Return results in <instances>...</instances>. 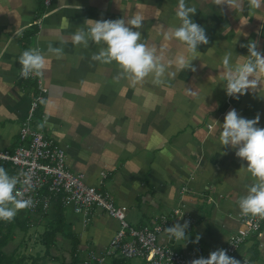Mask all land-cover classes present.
Returning <instances> with one entry per match:
<instances>
[{"label": "crops", "instance_id": "0c3cea01", "mask_svg": "<svg viewBox=\"0 0 264 264\" xmlns=\"http://www.w3.org/2000/svg\"><path fill=\"white\" fill-rule=\"evenodd\" d=\"M186 2L196 7L192 20L205 29L209 41L198 46L197 59L191 62L196 70L165 77L162 85L149 77L132 86L127 79H114L120 71L115 62L91 59L102 45L76 46L72 34L78 28L87 30V20L141 14L142 38L166 49L168 59L181 48L163 39L160 26H179L178 0H53L51 14L40 26L36 22L45 11L40 0H0V149L17 146L19 128L36 93L33 81L18 78L19 57L25 50L39 49L46 56L43 84L48 93L39 105L41 116L34 114L33 129L65 150L70 170L82 174L88 185L97 186L100 173L107 174L103 188L112 198L117 194L119 201L114 203L124 209L125 219L126 209L140 213V227L180 207L194 224L188 240L178 241L174 249L200 246L212 252L225 223L235 231L239 227L237 200L252 183L241 168L247 162L217 139V122L222 125L227 112L235 109L247 119L259 114L257 126L264 128V89L229 97L220 67L225 53H232L233 63L238 55L247 56V47L241 45L250 41L264 52V7L252 9L247 0L238 10L211 0ZM61 39L67 43L61 44ZM50 43L63 48V58L48 53ZM177 97L185 99L184 104ZM184 187L191 193L182 194ZM62 212L64 233L79 238L83 258L88 251L101 252L119 227L102 211L87 225L71 209ZM208 212L213 218L210 228L199 223ZM45 217L54 219L55 209ZM246 242L238 259L264 264V224L262 237Z\"/></svg>", "mask_w": 264, "mask_h": 264}, {"label": "clouds", "instance_id": "9594fccd", "mask_svg": "<svg viewBox=\"0 0 264 264\" xmlns=\"http://www.w3.org/2000/svg\"><path fill=\"white\" fill-rule=\"evenodd\" d=\"M211 3L238 10L242 9L244 0H211ZM247 3L252 9L264 7V0H247ZM196 11V7L190 6L186 0H178L176 16L180 21L179 26H160L163 39L169 43L175 42L181 48L177 55L168 59L164 55L166 49L142 38L139 29L143 27L145 18L141 14L115 20H87V30L78 28L70 39L74 45L85 48L90 42L102 45L91 59L104 64L115 62L120 69L114 77L117 82L127 79L135 86L151 77L153 84L162 85L165 77L175 78L179 72L188 69L195 71L191 62L197 59L198 46L209 42L205 29L192 20ZM60 42L67 43V40L61 39ZM241 47H247V56H237L233 63L232 53H225L220 67V79L224 82L226 94L237 99L249 91L258 93L264 89V52L257 50L255 41ZM47 51L57 59L63 58L62 47H53L50 43ZM19 64L21 77L27 78L30 74L42 76L46 56L39 49H28L21 53ZM259 121V114L254 119H247L232 109L225 115L222 125L216 121L219 126L214 131L219 133L217 139L223 147L236 150L235 155L247 162V166L241 168L246 169L252 177L246 195L237 200L241 214L264 219V128L257 126ZM21 182L25 186L22 190L17 188ZM33 188L30 176L25 174L21 181L19 176L9 175L0 166V221L11 222L18 211L32 207L34 201L30 196L26 198V192ZM189 224L190 221L175 223L163 231L169 239L187 241ZM199 239L197 236L196 242ZM190 264H240V261L230 257L225 249H217L210 252L207 258L193 259Z\"/></svg>", "mask_w": 264, "mask_h": 264}, {"label": "built area", "instance_id": "2783aa9c", "mask_svg": "<svg viewBox=\"0 0 264 264\" xmlns=\"http://www.w3.org/2000/svg\"><path fill=\"white\" fill-rule=\"evenodd\" d=\"M40 1L45 11L36 22L38 26L51 14L53 2ZM20 70L18 78L21 81H33L36 93L31 99L28 115L19 128L17 146L13 150L0 149V166H8L9 175L19 176L21 181L25 174L31 177L34 188L26 192V198L30 196L34 204L21 211L41 218L49 215L56 204H61L62 208L71 209L75 215L82 216L84 224L93 218L97 210L115 219L119 227L114 236L98 254L88 252L83 258L84 264H105L113 258L125 261L139 259L144 264H190L193 259L209 256L210 252H205L200 246L178 252L174 249L178 241L169 239L163 231L164 228L175 223L183 224L184 221H190L186 234L192 230L194 221L180 207L153 219L148 225L131 228L125 221L124 209L117 207L111 195L103 188L107 174L101 172L98 185L91 186L85 183L82 174L71 171L65 150L48 134L33 129L34 114L48 93L43 84L44 75L30 74L23 78ZM24 187L22 182L17 185L21 190ZM181 192L191 193V190L184 187ZM262 222L263 219L243 216L240 213L239 227L222 249L230 257L239 260L240 264H247L238 259L237 252L248 238L262 237Z\"/></svg>", "mask_w": 264, "mask_h": 264}, {"label": "trees", "instance_id": "16d2710c", "mask_svg": "<svg viewBox=\"0 0 264 264\" xmlns=\"http://www.w3.org/2000/svg\"><path fill=\"white\" fill-rule=\"evenodd\" d=\"M38 109L37 112L39 113H36L37 119L41 116V112ZM2 167H4L9 173L8 166H2ZM54 209H55L54 219H48L45 216L39 218V220L47 219L48 221V224L45 227L44 232L39 237L40 238L39 242L44 247V252L41 255L36 254L35 256H24V255L16 254L15 251H13L11 254H6L4 251V248L7 247L8 244L10 243L14 228H16V226L21 227L24 230L26 228H29V225L30 226L32 225L31 223L32 221H30L32 220L31 219V217H33L32 215L23 212L24 218L22 220L15 217L11 222L0 221V264H27L28 261H30V264H46V259L51 257L50 254L51 249L58 248V244L56 242L58 236H61L70 243V248L68 252L70 262L66 263L64 258L62 257L53 258V259L60 262L59 264H84L83 255L80 253L78 249L80 244L79 238L75 237L72 234L64 233V219L62 212L64 208H62L61 204H56L54 206ZM262 224H264V219ZM108 261H112L113 262L112 264H121V263H126L129 260L125 261V260L113 258Z\"/></svg>", "mask_w": 264, "mask_h": 264}, {"label": "rangeland", "instance_id": "374dc122", "mask_svg": "<svg viewBox=\"0 0 264 264\" xmlns=\"http://www.w3.org/2000/svg\"><path fill=\"white\" fill-rule=\"evenodd\" d=\"M239 56V55H238ZM246 56V55H244ZM177 101H180L179 103L184 104V100H181L179 97L176 99ZM113 199L114 201L117 202L119 201L118 196L116 193L113 194ZM96 213H100V210H97ZM95 213V214H96ZM22 220L24 218V213L23 211H18L17 215L15 216ZM200 224H205L206 227H211L213 226V218L211 213H207L204 216H200ZM36 217H31L30 220L32 221L31 223L33 226L29 225V228H26L25 230L22 229L21 227L14 228L13 230V235L10 240V243L8 244L7 247L4 248V251L6 254H11L13 251H15L16 254L18 255H24V256H35L36 254H43L44 252V247L43 245L39 242V237L42 235V233L45 230V227L48 224L47 219L44 221H38L35 220ZM141 215L140 213H128V209H126V223L128 224L129 227L137 229L139 226L137 225L138 220H140ZM39 219V218H37ZM227 223L229 222L228 219H224ZM87 225V224H85ZM224 233H221V237L219 238L218 242L215 245L216 249H222L224 245H226L232 236V234L235 232V230L228 224H224ZM251 238L247 239V243H249ZM57 244H58V250L55 248L51 249V257L46 259V264H59L60 262L54 260L53 258H64L66 263L70 262V258L68 255L69 248H70V243L69 241L65 240L61 236L57 237ZM180 243V242H179ZM245 245V244H244ZM243 247V246H242ZM176 249V248H175ZM243 262H247L246 260H243ZM27 264H30V261L27 262ZM127 264H144L143 261L139 259H132L130 261H127Z\"/></svg>", "mask_w": 264, "mask_h": 264}]
</instances>
